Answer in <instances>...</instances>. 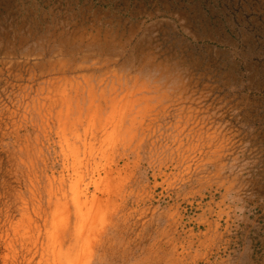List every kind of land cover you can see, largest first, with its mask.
I'll use <instances>...</instances> for the list:
<instances>
[{
  "label": "rangeland",
  "instance_id": "1",
  "mask_svg": "<svg viewBox=\"0 0 264 264\" xmlns=\"http://www.w3.org/2000/svg\"><path fill=\"white\" fill-rule=\"evenodd\" d=\"M59 263L264 264V0H0V264Z\"/></svg>",
  "mask_w": 264,
  "mask_h": 264
},
{
  "label": "bare ground",
  "instance_id": "2",
  "mask_svg": "<svg viewBox=\"0 0 264 264\" xmlns=\"http://www.w3.org/2000/svg\"><path fill=\"white\" fill-rule=\"evenodd\" d=\"M78 197H79V194L74 197V199H75V206H76V212H75V214H76V220H77L76 221V225H75V236L74 237L77 240H80L81 239V236L79 237V234L82 232V228H83L82 227V224L84 223V219H83V216H82V213H81L82 211L79 208L80 204L78 203V201H79ZM54 258H59V256L54 255ZM60 263H61V261H60Z\"/></svg>",
  "mask_w": 264,
  "mask_h": 264
}]
</instances>
